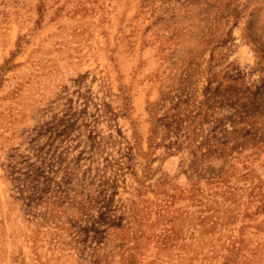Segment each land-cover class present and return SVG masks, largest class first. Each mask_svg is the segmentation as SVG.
Masks as SVG:
<instances>
[{
  "label": "rangeland",
  "instance_id": "obj_1",
  "mask_svg": "<svg viewBox=\"0 0 264 264\" xmlns=\"http://www.w3.org/2000/svg\"><path fill=\"white\" fill-rule=\"evenodd\" d=\"M0 264H264V0H0Z\"/></svg>",
  "mask_w": 264,
  "mask_h": 264
}]
</instances>
